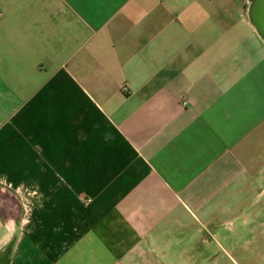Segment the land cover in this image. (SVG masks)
Returning a JSON list of instances; mask_svg holds the SVG:
<instances>
[{
	"label": "crops",
	"instance_id": "0c3cea01",
	"mask_svg": "<svg viewBox=\"0 0 264 264\" xmlns=\"http://www.w3.org/2000/svg\"><path fill=\"white\" fill-rule=\"evenodd\" d=\"M247 9L0 0V264H264Z\"/></svg>",
	"mask_w": 264,
	"mask_h": 264
},
{
	"label": "water",
	"instance_id": "95a60500",
	"mask_svg": "<svg viewBox=\"0 0 264 264\" xmlns=\"http://www.w3.org/2000/svg\"><path fill=\"white\" fill-rule=\"evenodd\" d=\"M247 14L250 22L264 39V0H247Z\"/></svg>",
	"mask_w": 264,
	"mask_h": 264
}]
</instances>
